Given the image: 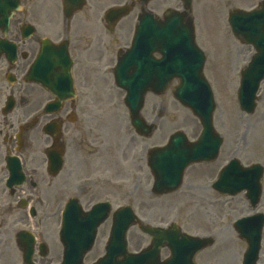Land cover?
Listing matches in <instances>:
<instances>
[{
    "label": "flooded vegetation",
    "instance_id": "flooded-vegetation-1",
    "mask_svg": "<svg viewBox=\"0 0 264 264\" xmlns=\"http://www.w3.org/2000/svg\"><path fill=\"white\" fill-rule=\"evenodd\" d=\"M219 3L220 19L237 41L230 33V16L236 9L253 8L254 0ZM123 4L129 8L125 16L117 21L105 17L109 8ZM182 5V0H0V264L57 263L60 243L48 233L52 217L59 221L70 199L88 210L100 187L116 184L117 175L130 181L131 202L146 200L144 148L134 150V167L130 161L129 167L116 168L113 152L86 146L96 137L90 121L98 119L96 112L108 101L117 57L129 47L138 15ZM5 11H12L6 30ZM152 57L159 54L153 51ZM68 70L74 96L58 100L46 85L67 87ZM55 100L57 106L45 110ZM160 110L158 104L154 115ZM49 148L63 159L55 175L47 168ZM263 235L264 226L258 264H264ZM220 244L196 252L195 263L242 264V252L232 249L223 258L225 248L213 250ZM96 256L92 247L85 259Z\"/></svg>",
    "mask_w": 264,
    "mask_h": 264
},
{
    "label": "rangeland",
    "instance_id": "rangeland-1",
    "mask_svg": "<svg viewBox=\"0 0 264 264\" xmlns=\"http://www.w3.org/2000/svg\"><path fill=\"white\" fill-rule=\"evenodd\" d=\"M215 1L195 0L193 9L197 35L202 36L205 34L206 38L203 40L204 44L202 46L203 48L207 47L215 59L216 71L221 73L220 75L209 73L212 71L214 61H211L209 66L207 63V73L205 75L211 83L216 100L214 125L223 134L225 142L216 160L207 164H194L188 167L182 184L174 192L161 196L146 194L145 201L136 200L131 204L139 217L147 223L166 225L170 221H176L186 232L192 234L212 233L215 239L216 236L223 235L228 238V241L235 239V235L229 229L224 228V225L231 222L239 211L248 210V207L241 193L233 196H221L209 187V182L214 179L216 168L224 164L231 155L237 156L245 164L258 161L264 166V80L258 90L255 111L251 115L241 113L236 103V75L232 69L226 68V65L229 63L232 68L236 62H238V65H242L247 59L250 47L241 46V43L237 41L231 42V36L224 21L218 15L219 11L216 9ZM199 25L201 29H199ZM235 45L241 46L242 51L240 54ZM112 92L108 95L109 101L106 104L107 109L102 123L97 118L90 121L91 133L96 137L90 139L89 145L93 147V150L96 147H101L104 150L112 151L115 155L116 167L124 168L131 161V159H127V154L129 153L130 156L131 150L138 148V141L133 137L130 138L131 128L127 120V111L123 105V107L121 106V91L114 89ZM158 102L163 106L164 117L160 123V128H157L151 137L146 138L145 142L148 147L153 143L166 141L168 134L176 129L185 130L189 137H193L200 130L196 119L188 111L186 113L185 109L174 101L171 88L157 97L151 94L146 95L144 101L145 112L142 114L147 119H149L153 107ZM85 115L86 111H84ZM160 135H163V137L159 138ZM124 156H126V159H124ZM133 163L131 161V167H134ZM143 167L146 172L144 164ZM147 172L149 175V171ZM150 180L149 175L148 186ZM262 186L264 190V174ZM128 190L129 183L118 185L115 188V193L112 191L114 194L110 197L100 190V194L95 197V200L108 197L112 202V207L115 208L120 204L128 203ZM260 207L264 209V191ZM57 221V216L52 217L50 220V226H48L49 237L56 234L59 226ZM110 223L111 218L108 217L99 228L94 248V251L99 254L104 251ZM127 236L129 249L131 250L146 245L149 240V237L142 234L136 226L129 229ZM234 243L237 244L236 241ZM237 246H240V244H228L224 241L214 247L213 250L225 248L226 255L223 258H228L231 248L235 252Z\"/></svg>",
    "mask_w": 264,
    "mask_h": 264
},
{
    "label": "water",
    "instance_id": "water-1",
    "mask_svg": "<svg viewBox=\"0 0 264 264\" xmlns=\"http://www.w3.org/2000/svg\"><path fill=\"white\" fill-rule=\"evenodd\" d=\"M254 15L255 14L250 16L243 15V21L240 22L241 24L239 23L240 28H243V25L250 28L251 30L249 32L251 35L255 34L257 29L260 28V34H257L256 40L253 41L258 53L251 58L250 63L242 71L240 87L237 93L240 107L248 112H251L254 108L255 92L260 79L264 76V12L257 15L259 16V20H257ZM169 17L176 21V15H170ZM244 19L252 21V23L245 22ZM168 26V24H164L165 30ZM165 30L164 32L167 33ZM184 32L185 31H182L184 34L183 39L187 42L188 51L175 54L176 56H172L169 61L163 62L164 69L159 74L161 81L160 84L164 87L171 77L177 76L179 78V85L173 91L174 95L183 104L188 105L192 111L200 117L204 126V132L200 142H198L194 148H188L184 145L186 153L176 164L177 170L174 174L173 184L177 180L179 170L188 160L206 158L208 156L207 146H216L211 133L210 123L211 113L214 106L212 93L201 73L202 58L189 45L187 34ZM181 38L182 37L179 36L176 39L174 37L171 39L168 38L167 40L174 43L181 40ZM168 47L169 45L166 46V50ZM135 54L137 53L133 49L132 55ZM165 54H167L166 51ZM123 66L124 65H121L120 69L117 70V74L118 77H120V83L126 86L129 90L126 101L130 105L134 100H142V95L146 87L145 84L142 83L140 73L135 72L130 76H127L128 73L123 70ZM167 67H170L169 72H166ZM133 82L137 83L136 86H129ZM132 122L135 126H139V121L136 117H133ZM170 146H172V144ZM60 161V158L56 161L57 166H59ZM261 173L262 167L259 164H253L249 168L245 169H240L235 164H230L225 168L224 172L221 173V179L216 184V187L220 188L225 186L226 183H231V185H233L232 188L228 189V185L224 189L227 191L230 190L231 192H235L241 187H245L248 190V196L251 198V202L255 203L260 193L259 180ZM233 176L234 179L236 178V180H238L237 182H235ZM174 186L175 184L164 186L163 188H171ZM87 214L88 213L84 215H77V219L71 220L66 212L65 223L63 224L64 233L66 232V234L70 238H73V240L71 243L72 245H69L68 249L66 246L67 253L62 264H80L82 255L87 249V243L91 239L94 228L106 217V203L96 205L91 211V214ZM134 221L135 219L129 209L126 210L120 208L115 212L114 222L110 233V240L106 246V254L94 264H191L193 252H195L198 246H201V244L207 240L182 234L174 224H172L169 229H161L139 223L140 229L152 236L154 245L150 251L144 250L140 253L132 254L126 251L125 232L127 227ZM74 234H76V236H74ZM177 235L181 237L178 239ZM253 236H256L255 232H253ZM157 237H160L163 240L168 238V244L172 250L171 257L161 263L157 262L156 258V253L160 245V243L156 240ZM257 241L258 235L256 240L254 238L252 239L251 246L249 244L251 250H253V248L256 250ZM250 253L251 256H253L252 252Z\"/></svg>",
    "mask_w": 264,
    "mask_h": 264
}]
</instances>
